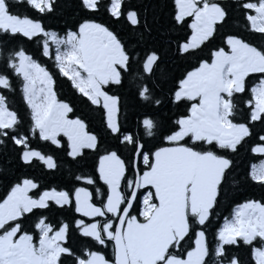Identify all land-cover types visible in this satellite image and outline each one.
<instances>
[{
    "label": "snow or ice",
    "instance_id": "obj_1",
    "mask_svg": "<svg viewBox=\"0 0 264 264\" xmlns=\"http://www.w3.org/2000/svg\"><path fill=\"white\" fill-rule=\"evenodd\" d=\"M70 9L0 0V264H264V0Z\"/></svg>",
    "mask_w": 264,
    "mask_h": 264
},
{
    "label": "trees",
    "instance_id": "obj_2",
    "mask_svg": "<svg viewBox=\"0 0 264 264\" xmlns=\"http://www.w3.org/2000/svg\"><path fill=\"white\" fill-rule=\"evenodd\" d=\"M136 0H133V3H135ZM62 5H64V15L60 18V23L62 26L63 20L68 19L71 16V9L70 4L71 0H61ZM22 10V9H20ZM51 23H56V21H51ZM235 27V25H233ZM34 47V46H33ZM63 83V81H61ZM63 95L68 98H72L71 92L67 86V84H64L63 88L61 89ZM123 95V91H122ZM18 98V97H17ZM77 107V111H80L83 109V105L79 103L78 100L74 101ZM3 150H0V168H3L5 173L8 175H11L16 170V161L12 158V154H2ZM252 190H246V194H251ZM257 195H259V192H256ZM224 214L227 215V210L224 211Z\"/></svg>",
    "mask_w": 264,
    "mask_h": 264
},
{
    "label": "flooded vegetation",
    "instance_id": "obj_3",
    "mask_svg": "<svg viewBox=\"0 0 264 264\" xmlns=\"http://www.w3.org/2000/svg\"><path fill=\"white\" fill-rule=\"evenodd\" d=\"M20 11H23V9L22 10H20ZM18 97V96H17ZM16 97V107H18V108H21L22 109V102L20 101V98L18 97L17 98ZM21 115H23V111H21Z\"/></svg>",
    "mask_w": 264,
    "mask_h": 264
}]
</instances>
